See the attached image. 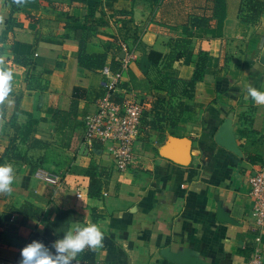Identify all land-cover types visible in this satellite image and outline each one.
Here are the masks:
<instances>
[{
	"label": "crops",
	"instance_id": "0c3cea01",
	"mask_svg": "<svg viewBox=\"0 0 264 264\" xmlns=\"http://www.w3.org/2000/svg\"><path fill=\"white\" fill-rule=\"evenodd\" d=\"M212 1L23 0L14 13L0 0V70L13 74L0 100V158L23 125L36 122L31 140L17 142L29 159H5L16 179L11 192H0V258L20 263L33 240L51 248L74 223H94L102 246L86 247L73 264H249L256 257L264 264L248 183L264 164V103L247 94L264 91V15L246 22L243 0H214L211 16ZM204 16L207 24L194 26ZM80 43L86 55H105V67L123 68L119 97L146 107L135 144L141 158L125 172L100 143L93 154L81 151L85 117L96 111L106 79L80 66ZM202 55L205 75L191 98L182 97V81L193 78ZM75 89L77 114L60 133L55 112L70 109ZM224 124L240 155L218 143ZM60 136L72 137L69 148ZM171 137L191 142L190 164L161 156ZM35 139L43 145L29 150ZM40 169L59 175L60 185L37 178ZM92 181L99 197L90 194ZM30 207L42 211L38 219Z\"/></svg>",
	"mask_w": 264,
	"mask_h": 264
},
{
	"label": "built area",
	"instance_id": "2783aa9c",
	"mask_svg": "<svg viewBox=\"0 0 264 264\" xmlns=\"http://www.w3.org/2000/svg\"><path fill=\"white\" fill-rule=\"evenodd\" d=\"M124 69L114 71L104 67L102 75L104 93L97 101L94 113L85 117L81 137V151L85 155L93 154L95 145L100 143L112 157L118 171L125 172L135 165L140 155L135 150L144 119L146 107L135 96L119 97L118 89L122 83ZM121 98L118 100L117 98ZM36 177L44 183L60 185L61 177L50 171L40 169ZM249 194L253 200L252 220L254 225L264 231V164L260 165L249 178ZM261 242V237H257ZM0 264H20L18 260L7 261L0 258ZM249 264H261L258 257Z\"/></svg>",
	"mask_w": 264,
	"mask_h": 264
},
{
	"label": "trees",
	"instance_id": "16d2710c",
	"mask_svg": "<svg viewBox=\"0 0 264 264\" xmlns=\"http://www.w3.org/2000/svg\"><path fill=\"white\" fill-rule=\"evenodd\" d=\"M6 4H8L11 9L12 12L16 13L18 11H20L23 0H5ZM41 2H48L51 3L53 0H38ZM153 4V6L158 7L161 2L163 0H150ZM211 2V0H209ZM213 3V11L211 13L216 15L218 14V12L216 11L218 9V3L215 2L214 0L212 1ZM215 5V6H214ZM240 15L242 16V18L244 19V21L246 22H257L260 20V18L264 15V2L261 0H243V4H242V9L240 12ZM206 17L204 16L203 18H196L195 20V24L194 26L196 27H203L207 24L209 18L211 17ZM13 22V19L9 20V24ZM85 49H84V44L80 43V54L78 57L79 60V64L80 66L90 70V71H100L102 72L103 68L105 67V62H106V56L105 55H86L85 54ZM179 54L177 55V59ZM206 63H207V58L206 56L202 55L199 57L197 64H196V68H195V72H194V76L191 80H183L182 81V97H186V98H191L192 97V93L195 89L196 84H198L199 82L202 81L204 75H205V71H206ZM115 69V68H114ZM113 69V70H114ZM118 69H115L114 71H116ZM176 84V82H173L171 85L174 86ZM81 91L79 89H75L74 91V95H73V102L72 105L70 107V109L68 111H63V110H58L55 112L54 115V120L57 124L58 127V131L60 133H62L63 130H65L66 128L71 126V122L73 117L76 116L77 114V105H78V99L80 98L79 93ZM159 101H163V99L159 98ZM181 108V107H180ZM183 108H185V104L182 103V110ZM146 114L147 112L145 111L144 113V118H146ZM144 121V119H143ZM163 121V120H161ZM151 123H155V122H151ZM169 124L174 125L173 121H169ZM34 125H36V122H34L33 120H29L25 125H23L22 129L19 130V136H16L14 138H12V143L9 147V149L7 150L6 154L4 155V157L0 158V164H4L5 159L13 160V161H18V160H28L29 158L27 157V155H23L21 151H19L17 142L19 141L21 144H27L29 140H31V134L33 131V127ZM159 128V127H157ZM33 140V139H32ZM58 142L61 146L65 147V148H69L71 146V142H72V137H58ZM43 145L40 141H37L35 139V144H28V149L29 150H33L35 148H38V145ZM24 156V157H23ZM252 162L253 159H251L252 157L249 156L248 157ZM37 169H35L34 171H36ZM95 182L92 181L91 186H90V194L94 197H99L98 193H95L94 189L96 188ZM94 191V192H93ZM31 210L30 214L32 218H39V216L41 215L42 211L38 210L34 207H30L29 208Z\"/></svg>",
	"mask_w": 264,
	"mask_h": 264
},
{
	"label": "clouds",
	"instance_id": "9594fccd",
	"mask_svg": "<svg viewBox=\"0 0 264 264\" xmlns=\"http://www.w3.org/2000/svg\"><path fill=\"white\" fill-rule=\"evenodd\" d=\"M12 80L11 71L0 70V100L9 94ZM247 94L257 103H264V91L249 87ZM15 179L13 165L0 164V192H11ZM103 239L104 234L97 224L74 223L61 238L52 243L51 248L37 240L23 247L20 252V264H73L78 254L86 247H100Z\"/></svg>",
	"mask_w": 264,
	"mask_h": 264
},
{
	"label": "water",
	"instance_id": "95a60500",
	"mask_svg": "<svg viewBox=\"0 0 264 264\" xmlns=\"http://www.w3.org/2000/svg\"><path fill=\"white\" fill-rule=\"evenodd\" d=\"M262 64H264V55L261 59ZM228 132L229 127L228 124H224L221 128L220 134L218 136V143L229 149L230 151H233L237 155H240V151L238 147L235 145L234 141L232 139H228ZM190 145L191 142L189 140H181L174 137H171L166 145H164L160 149L161 156L172 159L178 163H181L182 165H188L191 162V154H190ZM176 146H179L178 149H180L179 153H174L173 149L177 148Z\"/></svg>",
	"mask_w": 264,
	"mask_h": 264
},
{
	"label": "rangeland",
	"instance_id": "374dc122",
	"mask_svg": "<svg viewBox=\"0 0 264 264\" xmlns=\"http://www.w3.org/2000/svg\"><path fill=\"white\" fill-rule=\"evenodd\" d=\"M141 1V0H140ZM177 2V0H163L162 2H161V4H164V3H174V2ZM149 2V1H148ZM151 4H152V2H150ZM153 5V4H152Z\"/></svg>",
	"mask_w": 264,
	"mask_h": 264
}]
</instances>
